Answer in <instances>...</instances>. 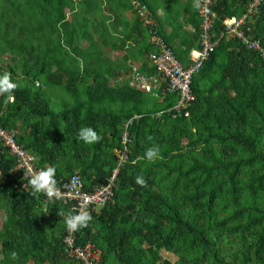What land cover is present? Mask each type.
Returning a JSON list of instances; mask_svg holds the SVG:
<instances>
[{"label": "trees", "instance_id": "obj_1", "mask_svg": "<svg viewBox=\"0 0 264 264\" xmlns=\"http://www.w3.org/2000/svg\"><path fill=\"white\" fill-rule=\"evenodd\" d=\"M135 1L0 0V73L17 83L11 95L0 94V127L15 130L42 169L56 166L57 186L79 174L87 190L112 176L128 132L112 200L90 208L92 220L77 231L78 243L102 249L101 264H264L261 57L235 37L222 38L194 77L190 116L174 117L167 111L177 94L154 96L125 78L132 62L156 73L152 26L173 49L148 1L139 0L148 18ZM248 2L217 0L214 39ZM193 14L199 48L198 6ZM254 32L264 45V0ZM86 126L98 142L78 138ZM154 146L160 152L149 161ZM0 210V264H80L65 251L69 205L34 192L1 139ZM225 238L238 244L231 260L220 247Z\"/></svg>", "mask_w": 264, "mask_h": 264}, {"label": "built area", "instance_id": "obj_2", "mask_svg": "<svg viewBox=\"0 0 264 264\" xmlns=\"http://www.w3.org/2000/svg\"><path fill=\"white\" fill-rule=\"evenodd\" d=\"M217 0H199L200 23V47L189 53L190 62L184 64L175 51L167 44L164 37L158 33L153 26L150 28V42L154 50L149 53L150 61L156 70L155 74H145L140 70L141 63L132 62L131 70L125 78L130 80V84L154 96L161 97L168 93L178 95L177 102L169 108L167 112L174 117L190 116V108L196 100L193 91V81L196 73L199 72L204 62L210 58L214 48L219 41L226 37H235L248 49L257 52L264 66V45L261 38L254 32V23L261 10L263 0H249L246 11L240 17H228L224 20V30L215 38L213 28L217 18L214 6ZM135 7L140 18H148V10L139 0H136ZM151 23V19H148ZM163 112H159L161 116ZM15 130H5L0 127V139L8 148L9 152L17 159V169L24 179H30V175L42 169L36 164V156L24 148L17 141ZM128 132L123 135L124 147L116 151L119 157V164L114 169L112 176L104 183L96 185L92 190L85 188L83 179L79 174H74L69 180L57 186L60 190L61 198L65 204L69 205L72 213L83 208L89 211L90 208H102L109 203L117 187L118 175L121 166L128 157L129 149ZM66 256L74 258L80 264H101L103 252L92 242L80 244L77 242V231L67 233L64 236Z\"/></svg>", "mask_w": 264, "mask_h": 264}, {"label": "crops", "instance_id": "obj_3", "mask_svg": "<svg viewBox=\"0 0 264 264\" xmlns=\"http://www.w3.org/2000/svg\"><path fill=\"white\" fill-rule=\"evenodd\" d=\"M156 23L169 39L176 54L182 57L185 64L187 53L198 48V40L194 42L195 31L192 19H197L193 11L199 0H147ZM125 18H134L132 10L124 13Z\"/></svg>", "mask_w": 264, "mask_h": 264}, {"label": "clouds", "instance_id": "obj_4", "mask_svg": "<svg viewBox=\"0 0 264 264\" xmlns=\"http://www.w3.org/2000/svg\"><path fill=\"white\" fill-rule=\"evenodd\" d=\"M17 88V83L12 79L10 72L0 73V94L11 95ZM78 138L86 144H93L101 139L97 130L92 126L81 127ZM160 149L158 146L149 148L146 152L149 161L158 157ZM56 166L44 167L30 175L29 183L34 192L46 194L50 199H60V190L57 187ZM136 182L143 185L145 180L142 176H137ZM92 216L83 208L74 211L65 217L66 227L70 232L78 231L88 226Z\"/></svg>", "mask_w": 264, "mask_h": 264}, {"label": "rangeland", "instance_id": "obj_5", "mask_svg": "<svg viewBox=\"0 0 264 264\" xmlns=\"http://www.w3.org/2000/svg\"><path fill=\"white\" fill-rule=\"evenodd\" d=\"M88 41L82 40L81 41V46L84 47L86 46ZM5 62L8 61H3L1 64L4 65ZM7 64V63H6ZM6 215V212L4 210H0V227L3 224V217ZM2 242H0V249H1ZM220 247L222 249L223 254H225L226 259L231 260L232 259V253L235 251V249L238 248V244L236 243H231L229 241V238H225L222 241H220ZM164 258H169L171 260H174L175 257L171 253L164 252L163 253ZM32 264V263H29Z\"/></svg>", "mask_w": 264, "mask_h": 264}]
</instances>
